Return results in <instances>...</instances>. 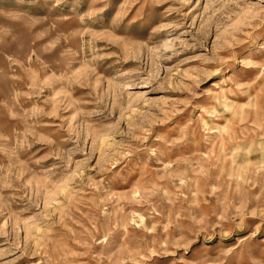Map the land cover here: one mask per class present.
I'll list each match as a JSON object with an SVG mask.
<instances>
[{
  "label": "rangeland",
  "instance_id": "1",
  "mask_svg": "<svg viewBox=\"0 0 264 264\" xmlns=\"http://www.w3.org/2000/svg\"><path fill=\"white\" fill-rule=\"evenodd\" d=\"M0 264H264V0H0Z\"/></svg>",
  "mask_w": 264,
  "mask_h": 264
}]
</instances>
